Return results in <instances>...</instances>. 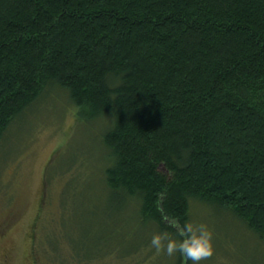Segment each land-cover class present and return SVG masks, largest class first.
<instances>
[{
    "label": "trees",
    "instance_id": "trees-1",
    "mask_svg": "<svg viewBox=\"0 0 264 264\" xmlns=\"http://www.w3.org/2000/svg\"><path fill=\"white\" fill-rule=\"evenodd\" d=\"M52 85L109 117L140 225L177 234L197 200L264 240V0H0V139Z\"/></svg>",
    "mask_w": 264,
    "mask_h": 264
},
{
    "label": "rangeland",
    "instance_id": "rangeland-1",
    "mask_svg": "<svg viewBox=\"0 0 264 264\" xmlns=\"http://www.w3.org/2000/svg\"><path fill=\"white\" fill-rule=\"evenodd\" d=\"M78 110L52 85L0 139L2 264H170L172 257L149 244L153 229L133 215L136 201L118 204L108 194L112 157L102 133L109 117L88 122ZM213 207L191 202L189 220L213 232V254L201 264H264V240Z\"/></svg>",
    "mask_w": 264,
    "mask_h": 264
},
{
    "label": "clouds",
    "instance_id": "clouds-1",
    "mask_svg": "<svg viewBox=\"0 0 264 264\" xmlns=\"http://www.w3.org/2000/svg\"><path fill=\"white\" fill-rule=\"evenodd\" d=\"M157 252H164L173 261L180 255L185 264H201L205 258L213 254V232L204 222L186 220L178 227L177 234L167 230L155 231L149 241Z\"/></svg>",
    "mask_w": 264,
    "mask_h": 264
},
{
    "label": "flooded vegetation",
    "instance_id": "flooded-vegetation-1",
    "mask_svg": "<svg viewBox=\"0 0 264 264\" xmlns=\"http://www.w3.org/2000/svg\"><path fill=\"white\" fill-rule=\"evenodd\" d=\"M3 260H4V258H2V260H0V264H2V263H3Z\"/></svg>",
    "mask_w": 264,
    "mask_h": 264
}]
</instances>
